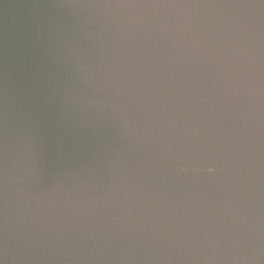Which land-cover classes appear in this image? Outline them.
<instances>
[{"label": "water", "instance_id": "95a60500", "mask_svg": "<svg viewBox=\"0 0 264 264\" xmlns=\"http://www.w3.org/2000/svg\"><path fill=\"white\" fill-rule=\"evenodd\" d=\"M0 264H264V0H0Z\"/></svg>", "mask_w": 264, "mask_h": 264}]
</instances>
